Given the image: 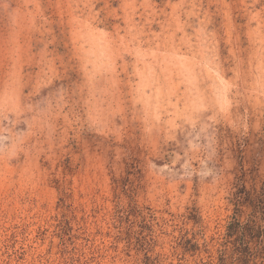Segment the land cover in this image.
Returning <instances> with one entry per match:
<instances>
[{
  "label": "rangeland",
  "instance_id": "rangeland-1",
  "mask_svg": "<svg viewBox=\"0 0 264 264\" xmlns=\"http://www.w3.org/2000/svg\"><path fill=\"white\" fill-rule=\"evenodd\" d=\"M0 140V264H264V0H0Z\"/></svg>",
  "mask_w": 264,
  "mask_h": 264
},
{
  "label": "trees",
  "instance_id": "trees-1",
  "mask_svg": "<svg viewBox=\"0 0 264 264\" xmlns=\"http://www.w3.org/2000/svg\"><path fill=\"white\" fill-rule=\"evenodd\" d=\"M237 201H238V199H237ZM257 225V220H256V218H255V216H250V218L248 219V221H247V223L242 227V231L243 230H251V228L253 229L255 226ZM231 234H228V236H230ZM261 242H259V244H260ZM262 243H264V242H262ZM242 253V252H241ZM242 256H243V254H241ZM244 256H245V258H243L244 260H246V262H248L249 261V257H252V256H254V254H251V253H249V252H246L245 254H244ZM255 257H253L252 259H254Z\"/></svg>",
  "mask_w": 264,
  "mask_h": 264
},
{
  "label": "bare ground",
  "instance_id": "bare-ground-1",
  "mask_svg": "<svg viewBox=\"0 0 264 264\" xmlns=\"http://www.w3.org/2000/svg\"><path fill=\"white\" fill-rule=\"evenodd\" d=\"M2 140V139H1ZM1 140H0V142H1Z\"/></svg>",
  "mask_w": 264,
  "mask_h": 264
}]
</instances>
